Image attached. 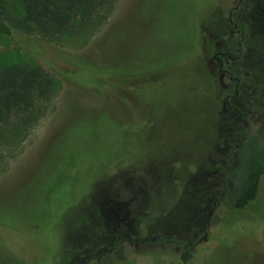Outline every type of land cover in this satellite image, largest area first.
Returning a JSON list of instances; mask_svg holds the SVG:
<instances>
[{"label": "rangeland", "instance_id": "obj_1", "mask_svg": "<svg viewBox=\"0 0 264 264\" xmlns=\"http://www.w3.org/2000/svg\"><path fill=\"white\" fill-rule=\"evenodd\" d=\"M237 3L111 0L42 40L82 78L54 75L34 120L0 125V230L27 258L0 249V264L65 263L94 229L95 251L125 241L86 264H184L159 236L191 245L188 264H264V179L244 210L223 194L234 149L264 143V0H243L230 23ZM33 36H0V66H42L25 52ZM218 51L233 58L222 78Z\"/></svg>", "mask_w": 264, "mask_h": 264}, {"label": "trees", "instance_id": "obj_2", "mask_svg": "<svg viewBox=\"0 0 264 264\" xmlns=\"http://www.w3.org/2000/svg\"><path fill=\"white\" fill-rule=\"evenodd\" d=\"M111 0H15L16 7L8 5L7 0H0V36L11 37L15 32L35 37L28 45L25 52L37 60L42 66L9 64L0 66V125L14 115H21L23 123L29 124L34 120L37 112L36 105L40 102H48L55 85V77H59L73 88L81 82V74L77 70V58L55 48L53 45L43 42L51 35L66 33L74 21L87 18L97 7L109 3ZM10 7V8H9ZM39 40H38V39ZM41 40V41H40ZM72 78L75 79L72 83ZM237 165L230 169L226 175L227 183L224 188V196L234 210H244L252 203L258 194L260 185L264 179V143L256 138L245 139L239 148L234 149ZM96 239L84 241L70 250H64L67 264H75L72 259L80 256L81 262L86 264L88 260L102 256L107 250H117V240L125 241V237L114 234L105 239V247L98 251V240L103 238L100 230L94 229ZM15 236L8 230H0V249L17 254L25 262L24 247L13 243ZM162 244L172 243L181 250L180 260L188 264L193 254L183 238L157 237ZM110 242L109 247L106 244ZM15 246L16 249L12 248ZM21 248L17 251L18 247ZM121 254L126 248L119 247ZM128 250V249H127ZM17 251V252H15ZM96 252V253H93Z\"/></svg>", "mask_w": 264, "mask_h": 264}, {"label": "flooded vegetation", "instance_id": "obj_3", "mask_svg": "<svg viewBox=\"0 0 264 264\" xmlns=\"http://www.w3.org/2000/svg\"><path fill=\"white\" fill-rule=\"evenodd\" d=\"M243 0H238V3L235 7H233L230 11H227V18H228V21L231 23L230 21V17H231V14L232 12L242 3ZM238 31L236 30V25H233L232 26V30L230 31V35H233V34H236ZM212 60L217 62L218 63V68H219V74H220V78H222L223 76L229 74L228 70L224 69V63L227 62V60H232L233 58L230 57V55L228 53H225V52H215L212 54L211 56ZM232 77H230L231 79ZM227 101L228 99L227 98H224L223 99V110L225 112H227L229 109H227ZM228 148V147H226Z\"/></svg>", "mask_w": 264, "mask_h": 264}]
</instances>
